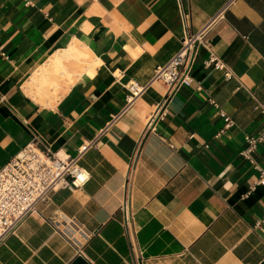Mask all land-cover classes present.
<instances>
[{
    "label": "crops",
    "instance_id": "crops-1",
    "mask_svg": "<svg viewBox=\"0 0 264 264\" xmlns=\"http://www.w3.org/2000/svg\"><path fill=\"white\" fill-rule=\"evenodd\" d=\"M206 37L234 73L205 65L169 95L153 80L186 33L222 8ZM143 89L127 102V82ZM200 86V87H198ZM212 96L233 119L224 120ZM264 0H0V167L27 142L74 154L89 179L37 202L0 239V264H259L264 259V184L239 154L264 129ZM255 158L264 168V139ZM128 180L135 240L119 206Z\"/></svg>",
    "mask_w": 264,
    "mask_h": 264
},
{
    "label": "built area",
    "instance_id": "built-area-1",
    "mask_svg": "<svg viewBox=\"0 0 264 264\" xmlns=\"http://www.w3.org/2000/svg\"><path fill=\"white\" fill-rule=\"evenodd\" d=\"M223 9L224 7L195 33H186L176 52L166 62L155 66L153 80L165 83L167 90L150 114L147 127H152L157 120L163 118L169 95L179 86L191 83L193 79L190 73L191 63L200 44L209 48V54L204 60L205 65L212 64L215 68L221 69L226 78L234 76L231 67L214 52L206 37L210 23L222 16ZM143 87L136 80H129L127 102L130 103ZM207 100L217 107L219 114L223 117L224 123L219 132L233 124L232 117L214 97L209 95ZM254 108L264 115L263 102L257 101ZM244 137L245 145L239 150V154L258 171V175L249 184L246 192L248 193L257 184H264V168L255 158L257 145L264 139V129L258 133H247ZM96 139L97 136L83 140L72 155L59 154L56 151L41 148L34 140H31L0 167V239L14 232L24 217L35 209L37 202L45 199L50 192L63 187L72 189L83 186L89 179L90 172L80 164L79 160L84 152L96 143ZM124 187L125 196L119 206V221L132 251L137 253L139 250L135 240L128 180ZM262 221H264V212L256 220V225Z\"/></svg>",
    "mask_w": 264,
    "mask_h": 264
},
{
    "label": "water",
    "instance_id": "water-1",
    "mask_svg": "<svg viewBox=\"0 0 264 264\" xmlns=\"http://www.w3.org/2000/svg\"><path fill=\"white\" fill-rule=\"evenodd\" d=\"M74 262L78 264H89L81 255H78ZM259 264H264V259Z\"/></svg>",
    "mask_w": 264,
    "mask_h": 264
}]
</instances>
